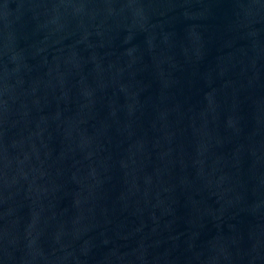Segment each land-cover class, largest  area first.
I'll list each match as a JSON object with an SVG mask.
<instances>
[{"label": "water", "instance_id": "1", "mask_svg": "<svg viewBox=\"0 0 264 264\" xmlns=\"http://www.w3.org/2000/svg\"><path fill=\"white\" fill-rule=\"evenodd\" d=\"M0 264H264V0H0Z\"/></svg>", "mask_w": 264, "mask_h": 264}]
</instances>
